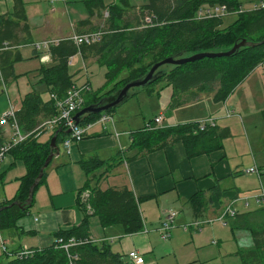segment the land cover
<instances>
[{
    "label": "trees",
    "instance_id": "1",
    "mask_svg": "<svg viewBox=\"0 0 264 264\" xmlns=\"http://www.w3.org/2000/svg\"><path fill=\"white\" fill-rule=\"evenodd\" d=\"M120 1L121 4L110 5H104L102 0L87 1L89 14L93 13V9L99 15H102L105 9L109 11L108 27L103 29L105 33L100 42L76 45L71 39L63 38L50 47L51 61L41 64L38 69L42 76L41 81L47 87L48 97L44 98L36 90L25 93L20 105L15 108L18 125L22 131L31 132L43 120L56 114L51 94L63 96L71 85L76 84L73 74L69 71L68 60L77 53L84 58L93 56L99 65L107 68L105 83L127 70L125 76L119 79L121 86L109 93L102 92L105 84L94 90L85 82L90 86V91L84 94L82 107L99 100L113 99L127 82L141 79L152 64L166 57L181 58L201 51H225L242 39L256 43L242 46L230 56L202 57L177 65L171 64L168 70L162 69L161 66L155 71L153 80L144 86L149 93L161 83L171 86L173 98L178 92L184 91L191 92L190 96L213 92V101L222 102L249 72L264 60V8L238 10L241 6L240 0H147L138 7L130 6L126 0ZM214 4H225L229 11L235 14V19L223 27L221 17H197L200 6ZM147 15L154 17L153 25L142 26ZM134 21L137 23L133 24ZM84 22L85 20L82 23ZM120 22L123 23L122 26ZM133 27L136 29L128 31ZM31 43L33 41L24 3L22 0H14L12 11L0 17V73L4 83L17 75L14 64L22 59L17 47L30 46ZM12 46L16 47L5 48ZM145 57L148 61L142 62ZM135 63L141 64L135 67ZM135 88L128 91L124 101L136 94L133 91ZM177 103L173 99L171 106ZM114 110L115 107L107 112L112 113ZM99 114H83L79 123L93 121ZM153 120L154 118L142 128L131 131V145L137 148V152L128 158L124 154L126 159L131 160L143 152L155 150L175 140H181L187 156L193 157L220 149L222 140L230 135L227 128L208 123L201 129L200 121L162 127L153 126ZM57 129L50 131V136L45 141L39 140V132H34L8 152L24 164L26 172L18 178L14 196L0 201V231L17 227V222L29 212L33 201L31 200L30 205L26 204L30 187L50 152V139ZM67 135L66 129L61 127L56 136V143L62 142ZM3 141L4 137L0 134V145ZM119 153L111 160L100 159L96 155H82L79 162L87 178L77 193V203L83 209L81 222L68 229L56 231L53 243L46 248H30L22 257L19 250L10 251L15 254V258L10 259L7 264H124L121 255L111 250L109 242H92L88 223L90 216L96 215L102 227L118 224L124 234L142 232L144 229L139 202L145 198L135 197L127 187H111L105 190L98 187L106 172L122 161L123 156ZM99 169L102 170L97 171ZM44 179L45 169L34 191ZM85 190L89 191V195L86 202H81L80 194ZM189 205L195 216L200 215L203 211L201 194L192 196ZM86 206L91 208V214L87 212ZM262 212V219L253 222L247 213L229 220L233 219L231 222L235 227L251 231L254 247L248 251H238L241 264H264V208ZM71 237L82 242L70 248L69 252L76 255L70 259L56 240H67Z\"/></svg>",
    "mask_w": 264,
    "mask_h": 264
},
{
    "label": "crops",
    "instance_id": "2",
    "mask_svg": "<svg viewBox=\"0 0 264 264\" xmlns=\"http://www.w3.org/2000/svg\"><path fill=\"white\" fill-rule=\"evenodd\" d=\"M22 1L33 42L63 39L94 30L97 24L98 26L101 24L102 15H99L95 9L89 14L87 6L89 0ZM102 1L104 5L122 2ZM126 1L130 6L135 7L147 2V0ZM13 4L14 0H0V17L11 12ZM241 6L243 7V4ZM101 19L103 21V18ZM84 20L85 22L82 23ZM17 49L22 59L14 64L15 73L22 75L28 71L36 72L38 75L35 76L33 84L41 81L42 76L38 69L41 64L47 63L40 62L39 52L31 46H19ZM79 56L85 68L90 66L87 67L90 60L96 62L93 56L84 58L79 53L73 55L69 71L73 74L74 80L79 72H74L71 68L78 63ZM84 82H88L93 88L90 78L85 79ZM156 86L151 93L148 92L149 95L156 90ZM172 91L171 87L166 105L164 104L153 117L161 116L159 126L212 119L214 125L227 128L230 132V135L222 140L220 149L188 157L183 142L175 140L128 160L124 154L128 158L137 152V148L131 145V131L142 128L153 119L145 122L146 118L143 117L142 121L137 123L142 125H133L128 115H124V119L118 123L113 117L114 128L110 126L106 132H102L98 126L92 128L83 139L70 144V154L65 152L62 143L59 142L57 144L60 152L45 168L44 182L34 191L29 212L17 222V227L0 231V256L12 250L46 248L53 243L56 231L78 225L83 218V209L77 203V193L87 178L79 162L81 156L96 155L100 159L111 160L118 152L123 156L122 161L106 172L99 181L98 187L101 190L127 187L135 197L145 198L139 202L144 225H150L155 229L170 211L177 212L175 219L179 225L176 226L181 228L183 224L195 219L210 220L199 229H188L190 233L194 232L198 235V231L208 226L213 238L209 242L210 245L201 241V234L199 242L193 243L190 240L184 243V248H181L175 239L177 235L172 233L175 219L170 236L161 247L154 245L153 249L149 232L123 234V244L129 252L137 251L144 259L143 264H204L211 262V259L223 261L226 256L239 257L238 251L251 250L254 245L250 229L235 227L231 222L233 219L229 220L244 213L250 215L251 222L263 217L264 196L258 201L254 196L264 193V173L257 177L254 174H243L240 170L254 164L258 167L264 166V60L252 69L222 102L213 101V92L187 96L188 91H184L178 92L173 98ZM173 99L178 103L171 106ZM199 103L200 107L195 113L184 117L178 113L180 108L187 109ZM227 110L231 111V115H227ZM169 113L171 116L167 117ZM135 126L138 128L135 129ZM49 136L48 130L38 133L41 141L47 140ZM6 159H9L10 167L19 161L10 154H7L2 162ZM2 162L0 201H5L14 196L18 187V178L24 173L16 177L15 182L5 184V171L2 169L6 163ZM100 170L102 169L97 171ZM86 191L88 190L80 194L81 202ZM198 193L201 194L203 201V211L195 216L189 205V199ZM86 210L91 214L92 210L89 206H86ZM231 211H233L232 216ZM88 223L89 237L94 243L103 241L110 243L113 239L119 238L116 236L120 234V229L112 225L102 227L96 215L90 216ZM215 223L222 224V228L229 225L235 241L233 244H227L226 239L215 236ZM193 235L190 234V238H193ZM223 236L228 237V230L224 231ZM225 245L230 247L224 250Z\"/></svg>",
    "mask_w": 264,
    "mask_h": 264
},
{
    "label": "rangeland",
    "instance_id": "3",
    "mask_svg": "<svg viewBox=\"0 0 264 264\" xmlns=\"http://www.w3.org/2000/svg\"><path fill=\"white\" fill-rule=\"evenodd\" d=\"M240 3L241 5L243 4V7L241 6L243 10H250L253 8V5L255 3H259V0H240ZM101 18H103V21ZM221 18L223 23L222 26H226L235 19V14L234 13L226 14L224 16H221ZM107 19L108 17L105 18L104 16H101L100 17L101 24L99 26L97 24V27H95L94 30L106 29L108 27ZM136 23H137L136 21L133 22V24ZM122 24L123 23L120 22L121 26ZM133 29L135 30L136 28L134 27L132 29L130 28L128 31H131ZM78 59H79L78 63L75 66H72L71 68V70H74V72L75 71L79 72V74L76 76L75 79L78 84H82L84 83L85 79L90 78L94 90L105 84L104 91L102 92L108 91L107 93L121 86V84H119L120 81L119 79L125 76L127 70H124L113 80L107 81L108 83H105L106 72H107V68L105 66L102 67L98 65V63H96L95 61L90 60L87 67L89 65L90 66L88 68H85L84 63L80 56L78 57ZM147 61H148L147 57L142 59V62H147ZM139 64L141 63H135L134 66L137 67ZM162 66H163L162 69L168 70L170 69L171 64H164ZM36 75H38V73L28 71L26 73H23L22 75H16V77L12 78L6 84L0 78V118L1 115L8 110L9 104H12L14 107H17L20 99L25 95V93L31 90H36L40 92L44 98L48 97L47 87L43 81H39L33 84V80ZM133 91H135L136 94L128 98L124 103L116 106L115 110L112 112L116 123L120 122L121 119L123 120L124 115H128L130 117V121L133 125H142L137 123H140L143 117L146 118V120H144L145 122L149 119H152L154 115L163 107V105L164 104L166 105L169 93L171 91V86H165L162 83L158 84V86H156V90L151 95H149L146 87H136ZM189 94H191V92H188L187 96H189ZM199 107H200V103L194 104L187 109L180 108L178 110V113H180L181 116L184 117L187 114H192L197 112ZM166 116L167 117L171 116V113L167 114ZM153 126H159V124L155 125V123H153ZM135 127H136L135 129L138 128V126ZM3 130H5L6 132L7 131L9 132V130L7 127L0 126V134L2 137L5 138L6 132ZM2 163L4 164L6 163V166L2 169V171H5V184H8L9 182H13V181L15 182L16 177L18 178L19 176H21L23 173L26 172L25 166L21 161H18L12 167L9 166V159H6ZM84 198L87 197L84 196ZM84 198H83V202H86V199L84 200ZM177 224L178 222L175 219V227L172 229V233L173 235H177L175 239L181 248H184V243H187L190 240L193 241V243L199 242V236L201 234H202L201 241L207 242V244L210 245L209 242H211V239L213 238H211L212 236L210 235V230L208 226H204L201 229V231H198L199 234L195 235L197 233L194 232L190 233L189 230L184 231L180 226H176ZM221 225L222 224L220 223L214 224L215 236L220 239H226L227 244H233V242L235 241L233 239L232 233H230L231 231L229 225L223 228H222L223 225L222 226ZM112 226H115V228H119L120 234L116 236L119 238H115L112 240V242L109 243L111 250L114 253L121 255V259L124 264H132L131 259L128 257V253H129L128 248L126 247V245L123 244L124 233L121 225L114 224ZM227 230H228V237L224 238L223 233L224 231ZM143 231L144 233L149 232V237L151 239L153 249H154V245L157 247H161L162 244H164L165 240L160 239L158 232L155 231V229L150 225H145ZM190 234H194L193 238H190ZM228 247H230V245H225L224 250H227ZM213 248L216 247L213 246ZM229 250L231 251L232 249ZM13 258H15V254L8 251L6 254L4 255L2 254L0 256V264H7L9 260ZM224 258L225 259L223 261L211 259V262H207L204 264H241L240 258L238 256H230V257L226 256Z\"/></svg>",
    "mask_w": 264,
    "mask_h": 264
},
{
    "label": "built area",
    "instance_id": "4",
    "mask_svg": "<svg viewBox=\"0 0 264 264\" xmlns=\"http://www.w3.org/2000/svg\"><path fill=\"white\" fill-rule=\"evenodd\" d=\"M264 8V0H260L259 3H255L253 8ZM242 7L239 6L238 10H241ZM243 10V9H242ZM228 7L225 4H214V5H203L199 7L197 11L198 18H218L224 16L226 14H230ZM102 16L109 17V11L105 9L102 13ZM154 17L152 15H147L143 19L142 26L153 25ZM105 31L103 29H97L92 31L83 32L80 34H74L68 36L66 38L74 41L76 45H89L100 42ZM61 39H46L39 42H33L30 46L37 52H39V60L42 63L50 62V52L49 49L51 46L58 43ZM7 46V45H6ZM16 47V46H15ZM5 47V48H15ZM73 61V56H71L68 60V64ZM90 91V86L85 82L82 84H73L71 85L64 93L63 96H58L57 94H51V98L54 101V105L56 107V114L53 116L43 120L33 131L24 132L18 125L15 107L12 104H9V108L6 112L1 115L0 118V126L7 127L9 132L4 138V141L0 145V164L14 146L23 142L28 136H30L34 132H40L41 130L52 131L56 128H64L68 130V135L61 142L62 146L67 154H70V144L72 142H78L83 139L87 134H89L90 130L95 126H98L102 132L108 131L110 126L114 128V121L112 113H108L107 111H102L98 115V117L87 123L81 124L76 123L73 119V115L81 109L84 102V94ZM227 115H231V111L227 110ZM161 121V116H156L153 120L155 125H158ZM199 127L202 129L205 127V124L214 125L212 119H208L205 121L199 122ZM117 134V133H115ZM243 174H254L259 177L264 172V167H258L257 165H252L250 167H246L240 170ZM1 181V176H0ZM89 191H86L84 196L88 197ZM264 193L262 192L259 195H255L254 199L259 200ZM87 198H84V200ZM177 215V212L170 211L168 212L160 221L159 225L155 228V231L158 232L160 238L162 240H167L170 236L171 229L173 228V222ZM231 216L233 215V211H231ZM224 217V216H221ZM222 219V218H221ZM210 220L208 219H195L189 223L183 224L182 228L184 230H188L189 228L199 229L203 224H207ZM57 243L59 247L64 249L67 253V256L71 258L76 257L75 254H71L69 252L70 248L82 242L80 240L75 239L74 237L68 238L64 240L63 238H58ZM30 249L24 248L19 249L20 257L23 254L28 253ZM71 254V255H70ZM128 257L131 259L132 264H143V257L137 253V251H130L128 253Z\"/></svg>",
    "mask_w": 264,
    "mask_h": 264
},
{
    "label": "water",
    "instance_id": "5",
    "mask_svg": "<svg viewBox=\"0 0 264 264\" xmlns=\"http://www.w3.org/2000/svg\"><path fill=\"white\" fill-rule=\"evenodd\" d=\"M255 44L256 43L249 42V41H246L245 39H242L241 41L236 42L230 49L225 50V51H216V52L215 51H201V52H196L194 54H191V55H188L185 57H181V58L166 57V58L152 64L151 67L149 68V70L147 71V73L141 79H136V80H132V81L127 82L124 86H122L117 91V93L113 99H111L109 101L99 100L97 103L84 106L79 111H77L75 113L73 118H74L76 123H79L80 117L83 114L100 113L102 111H107L113 107L120 105L126 99V97L128 95V91L131 88L144 87V86L148 85L149 82L153 80L155 71L164 64L177 65V64H180V63L185 62V61H193V60H196V59H199L202 57L230 56L233 53H235L238 48H240L242 46L255 45ZM59 130H60V128H58L54 132L53 136L50 139V145H49L50 152H49L48 156L46 157L42 167L40 168V171H39L37 177L35 178L34 182L32 183V185L30 187L29 196L26 200L27 205L31 204V200L33 198L34 188L38 184L40 178L42 177L43 170L48 166L51 159L54 156L58 155L60 152V148H59L58 144L56 143V136H57V133ZM66 132H68V130H66Z\"/></svg>",
    "mask_w": 264,
    "mask_h": 264
}]
</instances>
